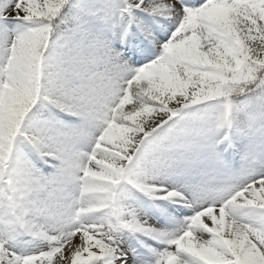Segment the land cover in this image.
<instances>
[{
    "label": "snow or ice",
    "instance_id": "1",
    "mask_svg": "<svg viewBox=\"0 0 264 264\" xmlns=\"http://www.w3.org/2000/svg\"><path fill=\"white\" fill-rule=\"evenodd\" d=\"M0 264H264V0H0Z\"/></svg>",
    "mask_w": 264,
    "mask_h": 264
}]
</instances>
